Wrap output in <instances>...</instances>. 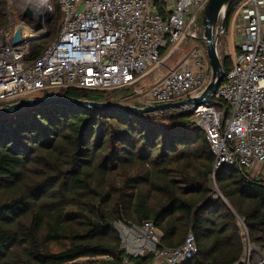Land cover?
I'll list each match as a JSON object with an SVG mask.
<instances>
[{"label":"trees","instance_id":"16d2710c","mask_svg":"<svg viewBox=\"0 0 264 264\" xmlns=\"http://www.w3.org/2000/svg\"><path fill=\"white\" fill-rule=\"evenodd\" d=\"M61 21L57 5L47 36L30 40L28 60L57 37ZM8 23L7 0H0V31ZM222 62L228 71L230 56ZM115 91L59 95L120 102ZM190 118L176 110L131 116L67 105L0 117V264H120L126 252L118 222L153 221L168 247L191 233L198 252L185 264L241 262L245 229L264 249V180L237 167L214 174L205 133ZM131 259L154 264L153 255Z\"/></svg>","mask_w":264,"mask_h":264},{"label":"built area","instance_id":"2783aa9c","mask_svg":"<svg viewBox=\"0 0 264 264\" xmlns=\"http://www.w3.org/2000/svg\"><path fill=\"white\" fill-rule=\"evenodd\" d=\"M46 1L50 6L45 15L29 7L35 27L9 24L0 31L1 107L26 93L54 88L115 91L136 86L162 63L167 50L185 40L209 0H57L62 11L59 33L30 61V40L48 34L51 0ZM233 18L238 44L215 98L230 109L200 105L191 109L190 119L205 133L214 174L221 167H237L264 180V0H241ZM19 27L29 40L15 46ZM210 72L206 50L195 47L162 79L138 87L131 97L154 105L200 95ZM115 228L126 252L120 264H135L131 258L148 255L154 264H185L198 252L191 233L180 246H165L153 221L118 222ZM245 236L250 252L237 264H264V250L251 244L248 232Z\"/></svg>","mask_w":264,"mask_h":264},{"label":"water","instance_id":"95a60500","mask_svg":"<svg viewBox=\"0 0 264 264\" xmlns=\"http://www.w3.org/2000/svg\"><path fill=\"white\" fill-rule=\"evenodd\" d=\"M236 0H209L202 14L203 40L206 46V54L209 61L212 77L200 95L192 96L180 101L163 104H149L145 106H133L121 102H95L88 100L71 99L65 96H47L44 98H26L0 107V117L13 114L28 108H39L51 105H67L83 110H97L101 112L115 111L127 115H146L153 113H163L170 110L190 113L193 107L200 105L222 106L215 100L219 86L223 82L226 71L224 70L222 59L218 52V41L220 35L225 31L226 21L231 5ZM28 18H33L30 8L24 10ZM222 23L219 27V21ZM24 28L19 27L13 37V45L17 46L28 41ZM133 94L129 95L130 98ZM226 116V115H225Z\"/></svg>","mask_w":264,"mask_h":264},{"label":"rangeland","instance_id":"374dc122","mask_svg":"<svg viewBox=\"0 0 264 264\" xmlns=\"http://www.w3.org/2000/svg\"><path fill=\"white\" fill-rule=\"evenodd\" d=\"M58 5L57 0H51V10L49 12V21H48V29H49V24L52 21L53 17L55 16L56 12V6ZM32 8L34 11H36L37 15L42 16L45 15L44 13L46 10H40L36 7V4L32 1L28 0H7V12H8V25L9 24H25L31 28L36 26V18H28L25 13H24V8ZM204 9L199 12L194 20V23L190 26L187 32V37L185 40L178 46L171 48L165 52L163 55V61L160 65L155 66L152 68L146 75H144L141 78L140 86L144 85L146 77L153 76L155 82L159 81L162 79L169 70L173 69L176 67L184 58L185 56L191 51V49L197 47V48H203L206 50V46L204 43L203 38V24H202V14H203ZM222 23V19L219 21V27ZM238 44V37L235 34V24H234V18L233 16L230 17V20L228 24H226L225 31L220 35L219 41H218V52L223 59L226 56H230L231 54H234L236 50V45ZM207 55V54H206ZM231 58V56H230ZM212 73L210 72L209 78L211 79ZM138 83V84H139ZM150 86V85H149ZM139 87V86H138ZM136 86L130 87V88H125V89H119L116 92V96L120 98V102L123 104L127 105H133V106H145L143 104H140L139 100L137 97H131L127 98L129 95L135 92V90L138 88ZM148 87V86H147ZM61 89H49L48 91H43V92H33V93H26V95L21 96L22 98H19L17 101L21 99H26V98H44L47 96H57L59 95V91ZM28 96V97H26ZM36 96V97H35ZM251 177L254 178L253 173H250ZM214 189L216 191L215 197L219 196V189L217 183H214ZM243 234L245 243H246V254H249V246L248 242H246L245 235H247V231ZM187 238V237H186ZM186 240V239H185ZM264 250V249H263ZM93 259H81L79 260L80 264H89ZM88 261V262H87ZM90 261V262H89ZM154 263V261L152 260ZM95 263V262H91Z\"/></svg>","mask_w":264,"mask_h":264},{"label":"bare ground","instance_id":"6f19581e","mask_svg":"<svg viewBox=\"0 0 264 264\" xmlns=\"http://www.w3.org/2000/svg\"><path fill=\"white\" fill-rule=\"evenodd\" d=\"M28 1H32L36 4V7L40 10H46L49 9L50 4L47 3L46 0H28ZM31 37H35L36 33L33 31L29 32Z\"/></svg>","mask_w":264,"mask_h":264},{"label":"crops","instance_id":"0c3cea01","mask_svg":"<svg viewBox=\"0 0 264 264\" xmlns=\"http://www.w3.org/2000/svg\"><path fill=\"white\" fill-rule=\"evenodd\" d=\"M144 80H145V82H146V83H144V85L140 86V83H139V84H137L136 86H137V87L139 86V88H142V87H147V86H149V85H153V84L156 83V82H155L156 78H155V80H154V77H153V76H150V78H149V76H148V77H146V79H144ZM98 259H102V258H98ZM95 260H97V259H95Z\"/></svg>","mask_w":264,"mask_h":264}]
</instances>
